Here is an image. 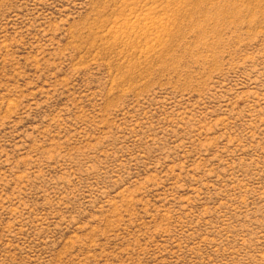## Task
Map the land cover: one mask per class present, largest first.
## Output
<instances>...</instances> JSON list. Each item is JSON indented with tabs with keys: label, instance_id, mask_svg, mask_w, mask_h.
Wrapping results in <instances>:
<instances>
[{
	"label": "rangeland",
	"instance_id": "obj_1",
	"mask_svg": "<svg viewBox=\"0 0 264 264\" xmlns=\"http://www.w3.org/2000/svg\"><path fill=\"white\" fill-rule=\"evenodd\" d=\"M0 264H264V0H0Z\"/></svg>",
	"mask_w": 264,
	"mask_h": 264
}]
</instances>
